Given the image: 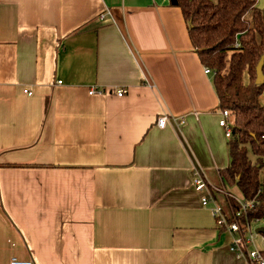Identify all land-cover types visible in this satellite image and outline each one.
Returning a JSON list of instances; mask_svg holds the SVG:
<instances>
[{"label": "crops", "instance_id": "obj_1", "mask_svg": "<svg viewBox=\"0 0 264 264\" xmlns=\"http://www.w3.org/2000/svg\"><path fill=\"white\" fill-rule=\"evenodd\" d=\"M171 1L0 0V264H247L193 184L230 140Z\"/></svg>", "mask_w": 264, "mask_h": 264}, {"label": "trees", "instance_id": "obj_2", "mask_svg": "<svg viewBox=\"0 0 264 264\" xmlns=\"http://www.w3.org/2000/svg\"><path fill=\"white\" fill-rule=\"evenodd\" d=\"M177 1L194 48L215 73L220 106L234 116L231 161L221 171L222 180L245 200L255 201L248 220L264 219V85H256L257 66L264 56V3Z\"/></svg>", "mask_w": 264, "mask_h": 264}, {"label": "built area", "instance_id": "obj_3", "mask_svg": "<svg viewBox=\"0 0 264 264\" xmlns=\"http://www.w3.org/2000/svg\"><path fill=\"white\" fill-rule=\"evenodd\" d=\"M107 14L104 13L99 17L100 21H105ZM237 48L240 44L236 45ZM205 73L214 75V71L210 68H205ZM62 84V82H59ZM112 92L117 97L122 98L127 94V90L121 89H102L92 87L90 95H106ZM28 96H32L31 91H24ZM168 117H160L157 120V125L164 128L167 124ZM180 125L184 124V118L177 120ZM220 127L224 129L227 139L233 138L234 116L230 110L221 111ZM193 184L197 191L202 193V204L204 207H210L216 221V226L220 231H226L234 235L235 239L231 246V251L240 259H243L247 264H264V237H262L263 247L259 248L256 244V238L259 235L257 230L264 227L254 229L253 225L261 223L264 219L248 220L246 218L248 210L254 207L255 201H247L241 196H237L226 189L222 180L221 186L214 185L207 175L202 170H195L193 173ZM224 184V185H223ZM222 195L228 202L226 210L217 200V196ZM234 204V205H233ZM10 264H35L32 260H21L13 257Z\"/></svg>", "mask_w": 264, "mask_h": 264}, {"label": "water", "instance_id": "obj_4", "mask_svg": "<svg viewBox=\"0 0 264 264\" xmlns=\"http://www.w3.org/2000/svg\"><path fill=\"white\" fill-rule=\"evenodd\" d=\"M171 2L175 6L178 5V1L177 0H172ZM256 85H264V56L261 58L258 66H257ZM257 233H259V234L264 233V228L258 229Z\"/></svg>", "mask_w": 264, "mask_h": 264}, {"label": "rangeland", "instance_id": "obj_5", "mask_svg": "<svg viewBox=\"0 0 264 264\" xmlns=\"http://www.w3.org/2000/svg\"><path fill=\"white\" fill-rule=\"evenodd\" d=\"M259 3H264V0H259ZM234 124H235V121H234ZM225 184V183H224ZM223 184V185H224ZM226 187V189L228 191H230L231 193L237 195V196H240V193L239 191L235 188V187H231V186H227L226 184L224 185ZM218 196H222V195H218ZM254 229H257L258 227H264V221L261 222V223H256L253 225ZM262 237H264V233L262 234H259L256 238V244L259 248H262L263 247V244H262Z\"/></svg>", "mask_w": 264, "mask_h": 264}]
</instances>
